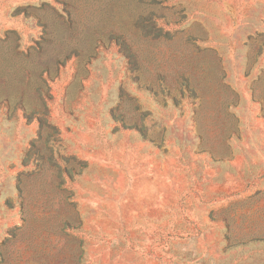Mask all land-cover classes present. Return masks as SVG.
Listing matches in <instances>:
<instances>
[{
  "label": "rangeland",
  "instance_id": "rangeland-1",
  "mask_svg": "<svg viewBox=\"0 0 264 264\" xmlns=\"http://www.w3.org/2000/svg\"><path fill=\"white\" fill-rule=\"evenodd\" d=\"M65 1L0 0V264H264V0L146 5L145 78L110 44L134 5ZM204 48L236 105L155 84Z\"/></svg>",
  "mask_w": 264,
  "mask_h": 264
},
{
  "label": "trees",
  "instance_id": "trees-1",
  "mask_svg": "<svg viewBox=\"0 0 264 264\" xmlns=\"http://www.w3.org/2000/svg\"><path fill=\"white\" fill-rule=\"evenodd\" d=\"M155 1L156 0H124V4L127 10L131 8V5H134L135 9L133 8L129 16L127 15L123 19V33L110 36V44H114V46H116L118 50H120V53L128 61L129 66L137 67L136 69H133L134 72H136V70L139 72L143 70L144 73L141 75L143 76V78H145L146 75H153V71L149 69L148 65H146V63H149L151 59H148L147 56L142 57L140 53L141 50L138 48L133 49V43H128V41L136 40V42H138L139 44H143L142 39L145 40L150 38V36L157 31L159 33H163L162 28L159 27V21L158 19H156L154 11L146 7V5H149ZM50 2L52 9L55 11L57 8V11H59V7L63 8V6L66 5L65 0H50ZM63 3L65 5H62ZM47 5L48 4H44V6ZM56 14L58 13L56 12ZM43 17H39L37 18V20L39 22H44ZM131 37H133V39H131ZM259 39L260 40L256 42L257 46H252L253 48L252 53L250 55V59L253 61V63L256 62L258 57L261 55L262 47L264 46V36H260ZM187 41L188 43H196V41L204 43L206 42V39L202 36L195 37L193 34H191ZM194 45L195 44H192V46ZM256 47L259 49L256 50ZM188 57L189 61L186 64L187 67L184 72L181 73V76L179 78V81H177L176 86L172 83H168L166 77L161 72H157V69L154 70L156 74L154 80L155 84L161 81V83H163L162 86L164 85L167 88V91H169V93L174 91L179 96H183L185 94H193V96H196L197 87L201 84L205 86V83L211 80L215 75V86L218 89L219 93H221L223 97L228 94L227 91L229 87L223 84L225 73L220 65L221 60H215L216 58L214 50L204 48L196 57H193L192 53H190ZM141 76H138V81ZM220 104L223 105V107L225 105H236L237 101L235 94L233 93L230 98L224 97V100L221 101ZM130 108L129 111H131ZM127 111L125 112L123 110V113L118 114V117L117 115H115V117L118 118L120 122L124 123L133 117L129 116L127 114L129 112Z\"/></svg>",
  "mask_w": 264,
  "mask_h": 264
}]
</instances>
